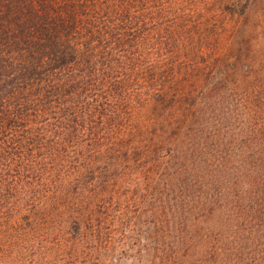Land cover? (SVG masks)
<instances>
[{
	"label": "trees",
	"instance_id": "obj_1",
	"mask_svg": "<svg viewBox=\"0 0 264 264\" xmlns=\"http://www.w3.org/2000/svg\"><path fill=\"white\" fill-rule=\"evenodd\" d=\"M162 1L0 0V264H264V0Z\"/></svg>",
	"mask_w": 264,
	"mask_h": 264
},
{
	"label": "rangeland",
	"instance_id": "obj_2",
	"mask_svg": "<svg viewBox=\"0 0 264 264\" xmlns=\"http://www.w3.org/2000/svg\"><path fill=\"white\" fill-rule=\"evenodd\" d=\"M163 3L160 4L163 8L164 6V16L157 14V7L154 10H147L145 13H153L152 16H145L143 20L146 21L148 32L144 34L150 40L149 35L153 33L150 32L161 30V33L164 34L165 30L163 28H176L179 23L184 24L185 29L187 27L204 29L210 25H214L217 29L218 41L216 43L217 49L214 51V56L217 58L223 59L224 61L232 62L237 56V49L241 40L247 36V33L243 32L240 34L238 32L239 20L236 18H230L222 10V1L218 0H163ZM157 6V5H155ZM187 14L186 16H182ZM181 17V21L178 18ZM224 26L225 29L221 30V27ZM144 27V25L142 26ZM170 28V29H171ZM177 28L176 30H178ZM209 34V33H208ZM214 33L209 34L212 36ZM215 48V47H214ZM170 55L169 53H167Z\"/></svg>",
	"mask_w": 264,
	"mask_h": 264
}]
</instances>
